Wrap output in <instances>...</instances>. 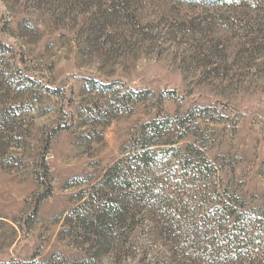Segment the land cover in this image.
<instances>
[{
	"label": "rangeland",
	"instance_id": "374dc122",
	"mask_svg": "<svg viewBox=\"0 0 264 264\" xmlns=\"http://www.w3.org/2000/svg\"><path fill=\"white\" fill-rule=\"evenodd\" d=\"M155 120L162 142L182 133L151 147L153 193L168 182L179 208L79 236L66 213ZM173 213L264 235V0H0V264H208L187 250L225 231Z\"/></svg>",
	"mask_w": 264,
	"mask_h": 264
},
{
	"label": "trees",
	"instance_id": "16d2710c",
	"mask_svg": "<svg viewBox=\"0 0 264 264\" xmlns=\"http://www.w3.org/2000/svg\"><path fill=\"white\" fill-rule=\"evenodd\" d=\"M167 121L169 119H166L162 123L166 125ZM159 123V121L155 120L148 125V131H142L139 142L134 148L130 149V155L126 158V162L122 165L119 162L110 165L98 182L77 197V202L66 213L64 220L74 223L73 228L79 232V236H84L86 240L91 237H99L101 239L113 231L132 227V222L135 218L133 212L136 211L138 203L143 202L142 205L147 206L159 199L160 201L167 200L165 201L168 202L167 204L170 202V204L179 208L180 201L170 199V194L162 192L167 188L168 182H162L159 193L154 194L152 190V175H154L153 169L156 164L152 163L151 156L156 149L160 150V148L151 147L164 144L171 147H167L164 150L161 149L160 151H168V148H173L172 146L178 144L182 138L181 133V135L176 137H170L167 141H160L157 137L159 132L157 125ZM179 126L180 124L177 123L178 128ZM203 158L208 163L207 158L205 156ZM44 172L48 180L49 168L46 164H44ZM161 177H163V173L159 175V178ZM184 178L185 176L180 173L176 176L174 184L182 185V183L186 182ZM178 216L175 213L169 214L167 220L170 225L178 224L181 221L190 223L186 228L188 235H192L195 231H207L210 228L211 231H225L223 236L214 234L208 237L209 246L188 249L186 258L190 260L195 261L208 258V264H219L218 260L221 258L219 257L221 255L223 257L227 256L225 257L227 261L221 262L229 264L231 259L239 260L240 258H244L245 255L251 256L257 247L261 250L260 246L264 245V241L262 240L257 244H254V241L247 242L249 239L245 240L248 234L252 240L257 237L264 238V235L260 231H257L255 235L252 232L249 233L245 223L227 225L225 221L228 219H224V217H219L213 221L205 215L183 219H180ZM221 219L223 220V224L220 222ZM202 238L206 241L207 235L204 234ZM215 241L216 243H220L219 248H223L221 251H218V248L212 247ZM210 247H212L211 250L209 249Z\"/></svg>",
	"mask_w": 264,
	"mask_h": 264
}]
</instances>
